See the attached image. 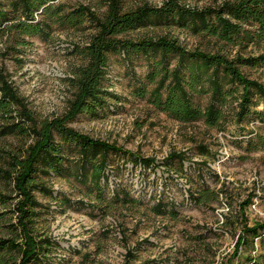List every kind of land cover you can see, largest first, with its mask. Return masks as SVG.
Returning a JSON list of instances; mask_svg holds the SVG:
<instances>
[{
  "label": "rangeland",
  "instance_id": "obj_1",
  "mask_svg": "<svg viewBox=\"0 0 264 264\" xmlns=\"http://www.w3.org/2000/svg\"><path fill=\"white\" fill-rule=\"evenodd\" d=\"M105 1L54 0L65 12L87 5L99 17L106 9ZM164 1L121 0V4L122 10H128L143 3L158 7ZM0 2L3 9L9 8V0ZM221 2L181 1L196 8ZM157 22L124 36L139 39L166 35L188 49L220 51L229 58L236 54L264 55V40L228 44L207 29L195 33L190 26L185 29L170 24L174 23L171 19ZM94 26L86 16L76 26L53 22L40 36H19L10 29H0V72L24 98L38 125L67 112L75 92L68 78L85 63L80 48L94 33ZM154 60L141 54L129 58L109 54L105 84L117 93V101L92 103L94 108L66 122L137 156L153 157L154 165L146 168L128 153L111 151L105 170L108 182L102 180L98 190L77 177V151L56 136L64 158L60 171L52 179L41 175L34 179L50 186L60 198L57 207L43 192L33 191L40 203L35 209L34 234L49 240L52 247L38 264H124L128 250L134 255L132 264H264V239L260 237L253 242L248 237L247 243L233 253L243 225L264 220V149L240 137L252 128L247 124L255 116L248 114L238 122L236 101L227 98L220 104L223 117L218 126L210 127L202 119L185 123L171 118L135 92L139 86L152 87L147 74ZM171 62L173 65L175 60ZM239 68L246 76L264 82V60ZM228 88V84L223 87ZM209 94V85L203 81L201 88L192 92L194 103L204 107ZM256 108L264 110V105L259 103ZM17 116L0 117L2 168L10 167L12 157L22 158L33 140L27 133L2 134L4 124L20 121ZM170 152H185L186 157L182 162L172 157L164 163ZM203 191L218 194L214 200L198 202L196 196ZM18 199L13 183L0 176V237L15 238L18 233ZM158 200L164 204L159 211L155 209ZM16 256L4 255L3 264H14Z\"/></svg>",
  "mask_w": 264,
  "mask_h": 264
},
{
  "label": "trees",
  "instance_id": "obj_2",
  "mask_svg": "<svg viewBox=\"0 0 264 264\" xmlns=\"http://www.w3.org/2000/svg\"><path fill=\"white\" fill-rule=\"evenodd\" d=\"M181 1L165 0L158 7L143 3L135 8L122 10L121 0H106V9L101 17L95 15L87 5H79L65 12L61 4L54 0H9V10L3 9L0 4V29H10L19 36H40L53 22L76 26L86 16L95 25L94 33L80 48L85 56V63L78 66L68 78L75 92L69 101L67 112L60 118L43 120L38 125L24 98L18 94L8 76L0 72V117L6 119L18 115L20 118V121L4 124L2 134L27 133L33 137L22 158L12 157L10 167H0V176L13 183L19 196L15 202V226L18 233L15 238L0 237V264H3L4 255L12 253H17L14 264H38L43 259L42 255L51 251L49 240L39 239L34 234L35 209L40 203L33 191L38 189L43 192L58 207L60 198L54 194L53 189L43 182L34 181L38 175L52 179L60 171L64 158L56 136L77 151V177L90 182L98 190H101L102 180L106 184L108 182L105 170L109 164L108 153L111 151L128 153L134 161L146 168L154 165L153 157L137 156L66 124L82 111L94 108L92 103L101 104L105 99L117 101V93L109 91V85L105 84L111 53H118L123 58L141 54L155 59L152 70L147 74L152 87L147 89L146 86H139L135 92L177 121L188 123L202 119L210 127L218 126L223 117L220 104L227 98H232L236 101L235 114L238 122L248 114L255 116L247 124L256 121L254 128L244 131L240 137L249 140V144L264 149V110L256 108L259 103L264 105V82L246 76L239 68V65L262 62L264 55L245 57L236 54L229 58L220 51L188 49L166 35L139 39L124 36L130 30L158 23L160 20L169 22L171 19L174 23L169 22L170 24L177 23L185 29L190 26L195 33L207 29L209 34L218 36L228 44L259 42L264 40V0H222L217 6L204 8L189 7ZM172 59L175 60L173 65ZM203 81L208 83L210 94L208 102L201 108L194 103L192 92L200 89ZM226 84L230 85L228 90L223 89ZM201 147L203 150L207 149L205 146ZM172 157H177L182 162L186 154L170 152L164 163ZM120 192L117 191L114 196H119ZM217 194L214 192L210 195L203 191L196 196V200L202 203L214 200ZM127 195L128 192H125L124 196ZM163 206L161 200L155 203L158 211ZM248 237H251L252 242L255 237L264 239V220L243 225L234 243V254L247 243ZM133 258V253L128 250L124 264H132Z\"/></svg>",
  "mask_w": 264,
  "mask_h": 264
},
{
  "label": "built area",
  "instance_id": "obj_3",
  "mask_svg": "<svg viewBox=\"0 0 264 264\" xmlns=\"http://www.w3.org/2000/svg\"><path fill=\"white\" fill-rule=\"evenodd\" d=\"M112 108V107H111ZM113 109V108H112ZM114 110V109H113ZM256 121L255 122H251L250 125L252 128H254V125H255Z\"/></svg>",
  "mask_w": 264,
  "mask_h": 264
}]
</instances>
